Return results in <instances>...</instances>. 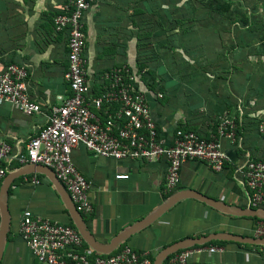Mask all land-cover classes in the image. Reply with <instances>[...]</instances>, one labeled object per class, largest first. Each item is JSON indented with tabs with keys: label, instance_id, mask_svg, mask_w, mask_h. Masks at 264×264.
I'll use <instances>...</instances> for the list:
<instances>
[{
	"label": "crops",
	"instance_id": "0c3cea01",
	"mask_svg": "<svg viewBox=\"0 0 264 264\" xmlns=\"http://www.w3.org/2000/svg\"><path fill=\"white\" fill-rule=\"evenodd\" d=\"M67 1L0 0V74L11 63L25 65L29 94L42 107V113L26 115L11 104L0 103V142L9 143L15 153H26L30 139L45 125L48 111L59 103L58 96L70 93L65 79L68 35L66 31H56L54 26V17L62 12ZM146 1L95 0L86 12L84 57L90 96L101 94L110 84L106 77L108 72L127 65L136 75V87L146 91L153 117L164 135L182 128L208 136L226 111L235 116L237 111L243 133L237 144L225 141L230 158L225 169L214 172L204 162H188L181 170L178 192L194 190L226 206L246 209L249 207L248 190L240 169L248 158L264 157V143L256 139V122L264 119V109H259L264 107V95L247 83H237L235 77L229 86L231 74L227 76L228 82L217 84L209 81L205 74H192L188 70L191 65L182 68L187 57L197 54L193 48L198 42L186 39L188 35L184 31L187 29L183 28L187 25H176L177 29L169 23H164L165 27L158 25L157 17L168 16L172 9H159L157 0L155 5H152L153 0H149L150 4ZM143 16L154 23L143 26ZM166 25H170L169 28ZM144 31H150L152 36L143 50L140 39ZM170 32L178 36L169 35ZM143 54L150 59L144 72H153L155 91L141 82ZM194 62L193 67H196L197 62ZM238 101L235 111L230 106ZM72 158L90 182L88 195L93 212L85 217V225L102 245H109L168 200L163 193L165 159L137 162L102 158L92 155L83 146L73 149ZM19 167L14 162L10 170ZM32 167L35 166H25L12 174ZM118 174H127L128 178L117 179ZM34 177L40 181L38 184L32 182ZM6 205L10 221L0 264H38L19 232L24 211L75 226L59 187L51 177L40 172L18 174L11 184ZM256 223L254 217L231 215L194 198L182 199L110 253L129 245L138 251H152L155 261L163 249L187 238L213 233L254 238ZM85 247L90 246L86 243ZM211 247L217 250L195 252L188 264H264L253 244L225 241L221 246Z\"/></svg>",
	"mask_w": 264,
	"mask_h": 264
},
{
	"label": "built area",
	"instance_id": "2783aa9c",
	"mask_svg": "<svg viewBox=\"0 0 264 264\" xmlns=\"http://www.w3.org/2000/svg\"><path fill=\"white\" fill-rule=\"evenodd\" d=\"M94 1L68 0L62 12L54 17L56 31H66L68 35L65 79L69 95L58 96L59 103L48 111L45 125L30 139L26 153H15L9 143L0 142V187L9 173L25 166H45L63 185L83 219L92 214L93 205L88 195L90 182L73 162L72 151L76 147L83 146L96 157L115 160L165 159L163 193L169 199L178 193L181 170L186 163L201 161L210 170L222 172L230 161L225 141L237 144L242 137L238 134L237 118L229 111L220 117L216 130L208 136L182 128L164 135L153 117L146 91L136 87V75L127 65L108 72L110 84L101 94L90 96L84 57L87 43L84 18ZM27 76L25 65H7L0 74V103L11 104L26 115L40 114L42 107L29 94ZM256 139L264 143V119L256 122ZM14 162L20 167L11 171ZM240 173L248 190V206L264 208V157L248 158ZM116 178L127 179L128 175L118 174ZM32 182L40 181L34 177ZM19 232L38 264H153L155 258L152 251H138L129 245L114 253L101 254L85 247L76 226L30 210L22 214ZM253 237L264 238L263 220L257 221ZM254 247L264 260V244ZM207 249L214 251L217 247L186 248L161 264H188L193 253Z\"/></svg>",
	"mask_w": 264,
	"mask_h": 264
},
{
	"label": "rangeland",
	"instance_id": "374dc122",
	"mask_svg": "<svg viewBox=\"0 0 264 264\" xmlns=\"http://www.w3.org/2000/svg\"><path fill=\"white\" fill-rule=\"evenodd\" d=\"M152 3L155 5L156 0ZM157 6L172 9L168 16L157 17L158 25L176 26L180 20L186 21L189 30L186 39L198 42L193 48L197 54L187 57L182 68L191 65L188 70L192 74H205L209 81L217 84L228 82L227 76L231 74L237 83H247L264 95V0H157ZM142 22L143 26L154 23L144 16ZM232 32L246 33L250 37L249 44L234 46ZM170 34L178 36V33ZM194 61L196 67H193Z\"/></svg>",
	"mask_w": 264,
	"mask_h": 264
},
{
	"label": "water",
	"instance_id": "95a60500",
	"mask_svg": "<svg viewBox=\"0 0 264 264\" xmlns=\"http://www.w3.org/2000/svg\"><path fill=\"white\" fill-rule=\"evenodd\" d=\"M31 172H40L45 175H48L53 179V182L57 184L59 187L63 197L67 201L69 205V209L71 211L73 221L75 223V226L77 229L80 231L82 234L84 240L86 243L92 247L94 250L101 254H108L112 250L116 248V246L125 241L128 237H130L133 233L147 227L154 221H156L164 212H166L173 204H175L177 201L182 200V199H187V198H194L200 201H203L204 203L215 207L225 213H229L231 215H236V216H249V217H254L260 220L264 221V208H259V209H253V208H238V207H230L222 204L221 202L209 198L197 191L194 190H183L180 191L173 196H171L164 205H162L156 212H154L152 215L149 217L143 219L124 233L118 235L116 238H114L109 245H102L98 243L90 234L89 230L87 229L83 217L79 216V213L76 211L75 207L73 204L69 201V195L63 185L52 176L50 169H48L45 166L42 165H36L35 167L32 168H26L25 171L18 173L19 175L22 174H27ZM18 174H12L9 173L5 179L3 180V183L0 187V212H1V226H0V261L1 257L3 254V247H4V242L8 234V227H9V221H10V214H9V209L7 204V199H8V194L9 190L11 187V184L13 183V180L15 177L18 176ZM217 240H223V241H234V242H240V243H249L253 245H259V244H264V238H249V237H243L235 234H230V233H213L209 235H204L201 237H195V238H187L181 241H178L165 249H163L158 256L156 257L154 264H161V262L169 257L170 255L194 246L198 245H204L206 243H210L212 241H217Z\"/></svg>",
	"mask_w": 264,
	"mask_h": 264
},
{
	"label": "trees",
	"instance_id": "16d2710c",
	"mask_svg": "<svg viewBox=\"0 0 264 264\" xmlns=\"http://www.w3.org/2000/svg\"><path fill=\"white\" fill-rule=\"evenodd\" d=\"M186 21H183V20H180V22L178 23L179 26L181 25H187L185 24ZM194 26V25H192ZM185 27H188V26H185ZM173 28H176L175 26H173ZM186 28H183V30H185ZM184 33L188 34L189 33V30H185ZM233 35V40L235 43H233L234 46L236 47H245L249 44V36L246 35V33L244 32H240V33H237V34H234L232 32L231 36ZM152 36L151 33H146V32H143L142 33V36H141V39H140V43H142V47H143V50L145 49V44H147V40L150 39V37ZM144 53V52H143ZM149 60L148 57H145V55L143 54L142 58H141V61H140V77H141V82H143L144 86L147 87V88H151L152 91H155L157 90L156 89V86H155V82H154V76H153V72H151L150 70H147L144 72V69L147 67L148 63H149ZM234 76L232 77V79H230V82L234 81L233 80ZM229 82V86H232V84ZM255 91H259L260 93V90L258 89H255ZM256 92V93H257ZM239 105V101L234 104V105H231L230 107L231 108H234L235 111L237 110V107ZM260 110L264 109L263 106H261V108H259ZM264 111V110H262ZM236 118H237V123L240 127V130H238V134H242L243 133V129H242V124H240V117L238 116V112L236 111ZM217 125H218V122L217 124L213 127L212 131H215L216 128H217ZM256 221H259L260 219H257V218H254ZM225 243V241H220V240H217V241H212L210 243H206L204 245H198L196 247H199V246H213V245H218V246H221ZM86 244V243H85Z\"/></svg>",
	"mask_w": 264,
	"mask_h": 264
}]
</instances>
